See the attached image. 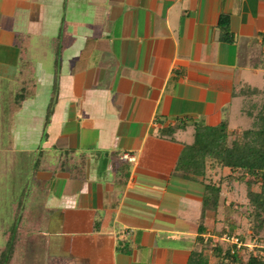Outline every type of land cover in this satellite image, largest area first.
<instances>
[{
  "label": "crops",
  "instance_id": "crops-1",
  "mask_svg": "<svg viewBox=\"0 0 264 264\" xmlns=\"http://www.w3.org/2000/svg\"><path fill=\"white\" fill-rule=\"evenodd\" d=\"M223 14L231 43L219 40ZM18 42L36 89L0 136V173L28 183L32 212L52 210L27 248L34 264H187L213 220L204 185L175 166L195 124L237 129L241 93L259 89L264 0H0V110ZM179 121L174 140L161 134ZM51 149L82 154L83 174H32Z\"/></svg>",
  "mask_w": 264,
  "mask_h": 264
},
{
  "label": "trees",
  "instance_id": "trees-1",
  "mask_svg": "<svg viewBox=\"0 0 264 264\" xmlns=\"http://www.w3.org/2000/svg\"><path fill=\"white\" fill-rule=\"evenodd\" d=\"M218 29L220 41L233 42L227 15L223 14L219 17ZM17 47L20 58L16 75L13 81L7 85L8 94L3 102L4 109L0 110V136L5 133L6 128L11 126L14 114L21 108L22 103L34 96L36 89L33 64L19 42ZM258 92L259 90L256 88H247L241 95L251 97ZM52 101L54 102V99ZM52 101L49 110H51ZM254 105L250 104L246 110V114L254 119L252 128L233 132L227 120L217 126L195 124L193 141L183 147L175 166V173L187 180L200 182L204 185L203 218L207 215L215 218L223 203H228V206L233 208V202L224 201V183L233 185L245 182L248 188V204L251 207L247 215L250 235L260 238V233L264 231V104L255 114L252 111ZM186 125L184 121H179L172 127L164 128L161 134L174 140L175 131L184 129ZM53 151L52 149L51 151H42L32 159V174H36L38 171H48L52 174L68 172L73 178H78L83 174L86 160L82 154L72 150H55L56 154L52 155ZM224 168H227L229 173L217 177L218 169ZM124 174L126 175V172ZM15 192L10 204L11 222L3 231L0 264H14V253L17 248L34 246L46 217L52 212L51 209L38 214L32 212L28 206L31 195L28 183L25 188ZM225 221L229 227L226 234H231L236 225L229 217H226ZM198 232L196 242L200 245V249L191 251L187 264H209L204 248H207L210 254L218 261H222L223 264H264V256L260 255L250 254L249 258L243 261L240 254L241 247L237 248L233 243H230L227 248H223L218 243L211 245L213 237L205 236L207 229L203 223L199 225ZM223 234L218 235L222 236ZM236 237L245 245L244 237ZM262 240H264V236H262Z\"/></svg>",
  "mask_w": 264,
  "mask_h": 264
},
{
  "label": "rangeland",
  "instance_id": "rangeland-1",
  "mask_svg": "<svg viewBox=\"0 0 264 264\" xmlns=\"http://www.w3.org/2000/svg\"><path fill=\"white\" fill-rule=\"evenodd\" d=\"M254 79V80H253ZM253 83L255 86L259 87L258 94H255L251 97H245L243 106L240 103H237L232 111L230 124L233 129V132H237V130H243L253 127L254 119L246 114V110L249 108L250 104H255L254 109H252L255 114L257 110L260 108L262 104H264V76H259L257 78L252 77ZM253 84V85H254ZM1 100V96H0ZM240 102V101H239ZM0 151L4 152L1 148ZM15 168V167H14ZM19 168V165L16 166V169ZM2 172V171H1ZM229 170L227 168L218 169L216 172L217 177L227 175ZM20 185V184H19ZM14 186V188L10 187ZM18 181L15 182L12 178H7L6 175H2L0 173V247L3 239V231L5 227L7 228L10 224V204L15 196V191H19ZM257 190V188H254ZM224 190V201L233 202L234 206L231 209L228 206V203H223L219 207V212L213 217V222L209 225L210 236L213 237L211 245L215 243L221 244L223 248H227L230 242L222 240L224 236H242L244 237V244L241 247L240 254L243 261H246L250 254L264 256V240H262V236H264V231L260 233V238L252 237L250 235L249 223L247 219V215L251 210L250 205L248 204L247 192L248 188L244 183H234L223 184ZM32 209L34 211H38L34 204L32 205ZM229 217L232 219L236 225L235 230L230 234L226 231L228 230V224L225 221V218ZM223 234L219 236L218 234ZM35 249H27L26 247H19L16 249L14 253V264H21V261L26 260L25 264H32V259H34ZM204 253L209 259V264H223L222 261H218L215 257L210 254V251L207 248H204ZM29 256V257H27ZM32 258V259H31ZM32 260V261H30ZM34 264V261H33Z\"/></svg>",
  "mask_w": 264,
  "mask_h": 264
},
{
  "label": "built area",
  "instance_id": "built-area-1",
  "mask_svg": "<svg viewBox=\"0 0 264 264\" xmlns=\"http://www.w3.org/2000/svg\"><path fill=\"white\" fill-rule=\"evenodd\" d=\"M121 159L132 161L133 157L127 153H124V154H122ZM222 240L235 244L237 246V248H240L243 246V243L235 236H230V237L224 236L222 238Z\"/></svg>",
  "mask_w": 264,
  "mask_h": 264
}]
</instances>
